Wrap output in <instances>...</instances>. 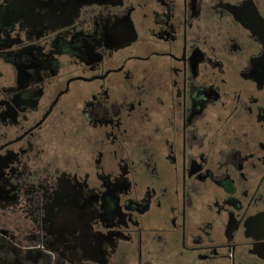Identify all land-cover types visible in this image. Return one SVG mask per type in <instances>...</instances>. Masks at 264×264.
I'll use <instances>...</instances> for the list:
<instances>
[{
	"label": "flooded vegetation",
	"instance_id": "1",
	"mask_svg": "<svg viewBox=\"0 0 264 264\" xmlns=\"http://www.w3.org/2000/svg\"><path fill=\"white\" fill-rule=\"evenodd\" d=\"M0 264H264V1L0 0Z\"/></svg>",
	"mask_w": 264,
	"mask_h": 264
},
{
	"label": "rangeland",
	"instance_id": "2",
	"mask_svg": "<svg viewBox=\"0 0 264 264\" xmlns=\"http://www.w3.org/2000/svg\"><path fill=\"white\" fill-rule=\"evenodd\" d=\"M262 1H264V0H262Z\"/></svg>",
	"mask_w": 264,
	"mask_h": 264
}]
</instances>
